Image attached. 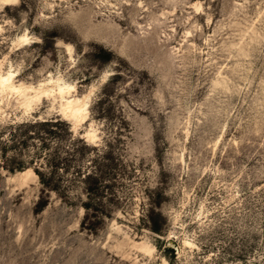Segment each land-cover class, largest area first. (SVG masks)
Listing matches in <instances>:
<instances>
[{"label":"rangeland","instance_id":"374dc122","mask_svg":"<svg viewBox=\"0 0 264 264\" xmlns=\"http://www.w3.org/2000/svg\"><path fill=\"white\" fill-rule=\"evenodd\" d=\"M10 69L92 94L0 91V264H264V0H0Z\"/></svg>","mask_w":264,"mask_h":264},{"label":"bare ground","instance_id":"6f19581e","mask_svg":"<svg viewBox=\"0 0 264 264\" xmlns=\"http://www.w3.org/2000/svg\"><path fill=\"white\" fill-rule=\"evenodd\" d=\"M1 1L4 4H10V3L15 2L16 0H1ZM196 7L200 8L201 4L198 2L196 4ZM93 16L95 17L97 16V14L94 13V11L88 14L89 19L93 18ZM20 39L24 41V44H26L29 40L27 35H22ZM16 75H17V72L12 69L7 70V71L0 70V91L19 92L27 98H32V96L33 97L36 96L38 100H42L49 96L60 98L62 101L60 102L62 110L61 109L60 110L62 111L61 113L64 114V118L66 120L67 118L69 119V117L77 119L78 122H79V119L82 122L88 119L90 96L92 94V91H89L88 93H85L82 95H78L75 93L76 85L65 82L61 77H57V78L51 77L50 79L46 81H41L38 85H33V84L26 85L21 82L15 83ZM27 103L28 102H26V105ZM29 171L30 172L32 171V173H34V175L37 176V174L31 168H27L26 170L21 171V173L24 175L25 173Z\"/></svg>","mask_w":264,"mask_h":264},{"label":"trees","instance_id":"16d2710c","mask_svg":"<svg viewBox=\"0 0 264 264\" xmlns=\"http://www.w3.org/2000/svg\"><path fill=\"white\" fill-rule=\"evenodd\" d=\"M50 164H51V166H53V167H58V165H57V163H54L53 161H50ZM86 178H90L91 176H90V174L88 173L86 176H85ZM44 183V182H43ZM45 185H46V183H44ZM48 186V185H47Z\"/></svg>","mask_w":264,"mask_h":264}]
</instances>
